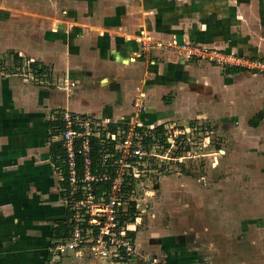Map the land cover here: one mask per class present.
Returning a JSON list of instances; mask_svg holds the SVG:
<instances>
[{"label":"crops","instance_id":"0c3cea01","mask_svg":"<svg viewBox=\"0 0 264 264\" xmlns=\"http://www.w3.org/2000/svg\"><path fill=\"white\" fill-rule=\"evenodd\" d=\"M248 1L34 0V15L21 14L16 29L11 23L20 16L17 13L6 15L8 22L0 21L1 55L15 52L52 70L49 83L32 81L23 72L0 74V264H46L53 228L66 217L59 155H51L52 144L60 147L54 109L128 122L134 114L133 97L142 91V120L157 125L181 113L176 100L187 81L208 80L215 102L231 99L242 89L239 77L264 84V70L241 67L225 74V66L199 55L185 57L182 49L155 46L141 52L137 39L143 31L164 42L174 37L177 45L191 41L223 52L264 57V18ZM0 2L10 6L11 0ZM208 12L209 23L203 24ZM29 29L33 36L39 34L32 42ZM250 96L241 99L242 108L249 110ZM220 112V108L209 110L213 124L233 121L234 115L226 118L228 112L223 116ZM259 112L262 118L251 125ZM239 127L231 147L215 148L227 165V178L217 184L225 195L224 215L206 216L199 205L201 196H195L199 211L191 221L184 208L190 209L186 201L192 198L182 200L180 183L171 185L173 197L179 200L174 215L169 212L165 217L162 211L148 215L144 228L137 221L129 224L141 253L161 264H264V95L259 109ZM165 194L172 196L169 191ZM62 260L64 264H146L139 257L122 263L117 256H92L86 245L61 255Z\"/></svg>","mask_w":264,"mask_h":264},{"label":"built area","instance_id":"2783aa9c","mask_svg":"<svg viewBox=\"0 0 264 264\" xmlns=\"http://www.w3.org/2000/svg\"><path fill=\"white\" fill-rule=\"evenodd\" d=\"M137 39L144 53L155 46L172 47L184 50L188 57L199 55L220 66L264 70V57L256 59L218 49L200 51L189 42L177 45L174 37L169 42L155 40L143 31ZM144 96L139 91L133 97L134 114L128 122L98 120L67 108L56 116L62 149L57 170L70 230L49 245L46 264H60L61 255L79 251L82 245L88 246L92 256H117L122 263L139 257L146 264H161L159 259L141 253L128 233L129 224L141 215L139 210L133 217L128 212L129 202L134 201L133 182L153 172L152 142L146 141L153 127L142 120Z\"/></svg>","mask_w":264,"mask_h":264},{"label":"rangeland","instance_id":"374dc122","mask_svg":"<svg viewBox=\"0 0 264 264\" xmlns=\"http://www.w3.org/2000/svg\"><path fill=\"white\" fill-rule=\"evenodd\" d=\"M19 1L21 0H11V7L7 5L3 6L0 2V21H3V23L8 22V15H13L15 13H17L15 15H20L19 17L17 16V19H13L17 20L12 21L13 23H11L13 29H16L18 25L21 24V22H18L21 19V14H26L28 18H30L29 15H34V0H25L24 3H19ZM222 1L226 3L225 0ZM249 2L255 6L254 8H256V12H259V15L257 16L260 19H263L264 0H249L248 3ZM229 9L230 7L228 6L224 10V13L227 14ZM24 10H26L25 12L28 14L25 13ZM209 14L210 12H208V15L204 16L203 24L209 23V17L211 15ZM24 19L27 23H33V20H31V22L30 19ZM36 35L34 36L36 37ZM28 36V41L32 42L34 38L32 29L28 30ZM189 43L194 44L191 45L193 47L199 46L197 48H200V51L205 49L209 52L216 49L215 47L205 46L196 42L189 41ZM10 54V51L5 55L0 54V59H3V63L7 66L11 65ZM185 57L188 56L185 55ZM252 57L259 59L258 56ZM205 58L206 57H204V59ZM214 64L220 66V64ZM220 67L222 68L223 66ZM4 73L5 71L1 67L0 74ZM5 75L7 74L5 73ZM26 75L27 77H31L29 73H26ZM207 81L204 80L195 83L187 81L181 85V87H183L181 88V101L176 100L180 103L181 113L178 115L174 114L173 116L175 118L163 122L165 124L164 134L166 135L164 141L169 143V145L166 146L164 141H159L160 138H156L155 141L152 142L149 150L153 153V159L151 160L153 172L152 174L149 172L146 173L147 175L143 174L138 180L133 182L134 191L131 197L136 202V205L138 206L137 209L141 214L137 220L139 228H144L148 224V215H157L158 212L162 211L163 215L168 217L167 213L170 212V214L174 215V213L178 211L177 205L179 200L173 197L174 190L171 189V185L179 183L182 191V200H191L192 198L190 202L186 201L187 206H189L190 209L184 208L191 221L194 220V216H197L199 211V208L195 207V196H197L196 199L201 196L202 201L199 205H201L206 216L216 217L220 213H222V216L224 215L226 206L223 203L222 197L225 195L224 193L219 192L217 184L219 185V183L227 178V175L225 174V168L227 165L223 158L220 159L222 152H220L221 154L217 153L215 148L217 145L221 146V148L227 149V146L231 145L233 138L238 135L241 123L246 125L247 119L259 109V105L263 103L264 84H260L261 82H255L253 80H244L243 77H239L238 81L244 84V86H241L242 89L240 88V91L231 99H219L215 102V98L212 96L214 89L210 87L211 85ZM55 82L60 83L62 81L56 80ZM249 95H251V101L249 104V110H247L242 108L243 105L241 99L246 96L249 97ZM96 96H98V94H96ZM172 99H174L173 96L171 100ZM149 102L151 104L150 100ZM246 103L247 101L244 105H248ZM211 107L222 109L223 112H220L222 116L225 115V111H227L226 118L229 115H234L233 121L236 120V124L238 125L234 123L235 121H232V118L230 119L231 122L226 119L228 120L226 121V123H228L227 125L222 122L224 120H217L218 126L213 124L212 122H215V118L208 114ZM63 109H54L53 115L55 113L58 115L59 111ZM155 112L157 113V111ZM160 113L161 111H159L158 114ZM166 114L167 113H163L162 116H165ZM148 124L152 127L156 126L151 122H148ZM165 191H169L172 196L169 194V196H166ZM175 197L178 198V196ZM166 199H168V201ZM169 202H173L174 204L171 205ZM169 205H171V207H168ZM214 209L217 212H215ZM199 214L201 215V213ZM164 216L162 217L163 219ZM183 216L181 219L185 218ZM149 257L156 258L152 256ZM60 264H64V261L62 260Z\"/></svg>","mask_w":264,"mask_h":264},{"label":"trees","instance_id":"16d2710c","mask_svg":"<svg viewBox=\"0 0 264 264\" xmlns=\"http://www.w3.org/2000/svg\"><path fill=\"white\" fill-rule=\"evenodd\" d=\"M11 65L9 66H5V63H3L4 61L2 59H0V69L1 67L4 69V71H7L9 73H29L32 76V81L35 82H40V83H49V78L51 77L52 74V70L50 69V66L48 64H45L44 62L38 61V60H30L28 57H25L23 55H18L15 52H11ZM3 64V65H2ZM238 69H242L241 67L238 66H225L223 67V73L227 74V73H233L235 71H237ZM263 116L262 112L257 113L256 115L253 116V118L251 119L250 123L251 125H255L257 124V122L259 121V119H261ZM54 122V121H53ZM49 123V121L47 122ZM55 123L58 125V127H60L59 125V121H55ZM50 125L52 123H49ZM164 130H165V124L161 123L158 124L156 126H154L151 130H150V134L146 141L147 142H154L156 138H160L159 141H164L166 135L164 134ZM165 142V141H164ZM166 146L169 145V143L165 142ZM59 155V164H61V154H62V150L61 148L56 145V144H52L51 145V155ZM181 164V163H179ZM138 209L136 208V202L135 201H130L129 202V206H128V212H130L131 217L134 216V214L136 213ZM70 230V223L67 219V214L66 217L63 219H59L56 222V225L53 228V240L57 241L59 239H61L62 237H65L68 232ZM131 236L133 234V232L129 231L128 232ZM53 241V242H54Z\"/></svg>","mask_w":264,"mask_h":264}]
</instances>
